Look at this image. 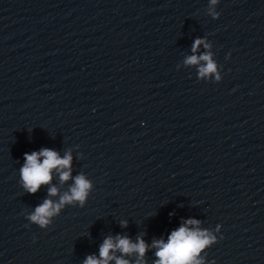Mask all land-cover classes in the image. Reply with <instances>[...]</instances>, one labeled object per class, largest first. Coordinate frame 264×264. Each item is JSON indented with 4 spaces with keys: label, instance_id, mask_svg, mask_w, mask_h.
<instances>
[{
    "label": "clouds",
    "instance_id": "9594fccd",
    "mask_svg": "<svg viewBox=\"0 0 264 264\" xmlns=\"http://www.w3.org/2000/svg\"><path fill=\"white\" fill-rule=\"evenodd\" d=\"M217 0H210L211 5H215ZM216 15V14H214ZM203 44L207 49L210 46L202 39H196L192 45V52L196 53L200 45ZM201 61L205 62L199 67V75L206 77L209 74L216 73L217 65L212 60L210 52L202 55H191L186 58L185 63L188 65H197ZM219 80V75L216 76ZM71 161L70 152L65 153L63 157L55 150L43 148L40 151H33L24 154V164L20 168V177L23 188L30 194H35L41 185L50 184L52 173L55 170L59 173L61 183L67 182L71 178ZM92 187L91 182L83 174L74 178V184L65 192L59 202L51 199H45L44 202L35 208L34 213L28 216L33 223L45 227L50 223V217L59 213L65 204H72L78 201L83 206L89 191ZM49 196H56L58 189L53 186L48 190ZM199 221L195 219L187 220L168 236L167 242L163 239L153 240L151 247L156 249L155 256L157 259L154 264H204L200 254L206 248L217 242V237L207 230H201L198 225ZM189 225L196 227H189ZM122 227L127 226V222H121ZM219 227V226H218ZM142 237H137L133 243L126 236L107 237L99 249L100 258L88 256L84 264H109V261L115 260L116 264H130L129 260L122 257H116L110 253L119 251L123 255H137L136 264H144V256L148 249Z\"/></svg>",
    "mask_w": 264,
    "mask_h": 264
}]
</instances>
